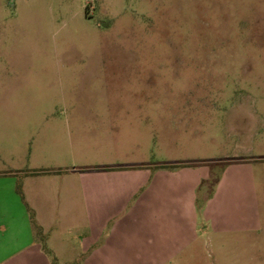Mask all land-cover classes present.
<instances>
[{"label":"rangeland","instance_id":"rangeland-1","mask_svg":"<svg viewBox=\"0 0 264 264\" xmlns=\"http://www.w3.org/2000/svg\"><path fill=\"white\" fill-rule=\"evenodd\" d=\"M105 115L137 118L135 158L203 163L204 194L231 165L254 177L252 246L207 232L182 264H264V0H0V173L47 165L31 143L65 117ZM44 221L58 247L68 220Z\"/></svg>","mask_w":264,"mask_h":264},{"label":"crops","instance_id":"crops-1","mask_svg":"<svg viewBox=\"0 0 264 264\" xmlns=\"http://www.w3.org/2000/svg\"><path fill=\"white\" fill-rule=\"evenodd\" d=\"M61 122L65 132H45L31 143L47 165L0 173V264H182L207 232L252 246L262 226L254 212L258 189L238 166L225 168L204 194L212 171L203 163L134 157L139 155L132 148L141 143L126 132L136 129V117ZM54 219L71 227L55 239L58 247L51 245L54 234L44 221Z\"/></svg>","mask_w":264,"mask_h":264},{"label":"trees","instance_id":"trees-1","mask_svg":"<svg viewBox=\"0 0 264 264\" xmlns=\"http://www.w3.org/2000/svg\"><path fill=\"white\" fill-rule=\"evenodd\" d=\"M18 192L20 193V187L17 188ZM32 222H33V225H34V228H35V231L37 232V235H40L41 234V230L40 228L37 226L36 222L34 221V219L32 218ZM55 262V261H54ZM53 262V264H55Z\"/></svg>","mask_w":264,"mask_h":264}]
</instances>
